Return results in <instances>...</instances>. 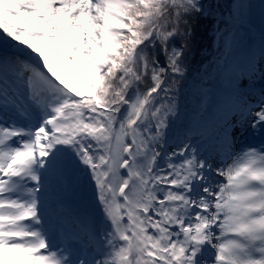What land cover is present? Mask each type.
Returning <instances> with one entry per match:
<instances>
[{"label": "snow or ice", "instance_id": "obj_1", "mask_svg": "<svg viewBox=\"0 0 264 264\" xmlns=\"http://www.w3.org/2000/svg\"><path fill=\"white\" fill-rule=\"evenodd\" d=\"M252 12L0 0V264H264V0L245 42ZM205 20L215 55L186 87Z\"/></svg>", "mask_w": 264, "mask_h": 264}, {"label": "trees", "instance_id": "obj_2", "mask_svg": "<svg viewBox=\"0 0 264 264\" xmlns=\"http://www.w3.org/2000/svg\"><path fill=\"white\" fill-rule=\"evenodd\" d=\"M206 4L211 3L215 5L217 2L221 5H226L231 0H204ZM253 5V12L250 21L245 22L244 27L240 30V36L244 38L245 42L249 35L258 36L260 28V2L261 0H250ZM218 15V11H217ZM212 25L205 20L199 26L197 32V49L194 55L190 58L189 76L186 87H190L201 74L204 68L208 66L215 55V45L210 42L212 35Z\"/></svg>", "mask_w": 264, "mask_h": 264}, {"label": "rangeland", "instance_id": "obj_3", "mask_svg": "<svg viewBox=\"0 0 264 264\" xmlns=\"http://www.w3.org/2000/svg\"><path fill=\"white\" fill-rule=\"evenodd\" d=\"M70 83H75V81H70ZM261 87L259 80L256 82V86L253 93V99L258 98L259 88ZM250 130L245 131V134L240 138L239 143L241 145L253 144L259 145L262 137L259 134L251 135L249 134Z\"/></svg>", "mask_w": 264, "mask_h": 264}]
</instances>
